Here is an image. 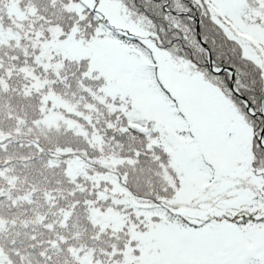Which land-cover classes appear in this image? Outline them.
Returning <instances> with one entry per match:
<instances>
[{
    "label": "snow or ice",
    "instance_id": "1",
    "mask_svg": "<svg viewBox=\"0 0 264 264\" xmlns=\"http://www.w3.org/2000/svg\"><path fill=\"white\" fill-rule=\"evenodd\" d=\"M0 264H264V0H0Z\"/></svg>",
    "mask_w": 264,
    "mask_h": 264
}]
</instances>
